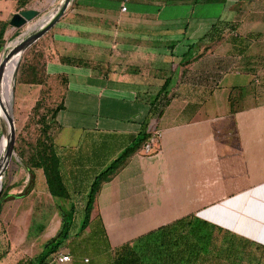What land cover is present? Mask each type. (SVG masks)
Masks as SVG:
<instances>
[{"label": "crops", "instance_id": "crops-1", "mask_svg": "<svg viewBox=\"0 0 264 264\" xmlns=\"http://www.w3.org/2000/svg\"><path fill=\"white\" fill-rule=\"evenodd\" d=\"M76 1L48 65L66 79L55 147L70 199L51 197L76 215L48 264H112L115 249L188 217L264 246V0ZM212 5L218 17L204 12ZM219 22L239 38L199 42ZM154 119L158 150L134 154L102 185L81 233L94 180ZM98 232L107 260L68 248Z\"/></svg>", "mask_w": 264, "mask_h": 264}, {"label": "rangeland", "instance_id": "rangeland-1", "mask_svg": "<svg viewBox=\"0 0 264 264\" xmlns=\"http://www.w3.org/2000/svg\"><path fill=\"white\" fill-rule=\"evenodd\" d=\"M6 1L10 2H0V6L4 7L0 9V13L1 17L9 22L14 15L25 10H36L39 12V16L19 30L12 26L8 28L5 35L6 51L0 54V63L5 61L6 55L21 39L33 31L39 30L43 23L58 11L64 0H28V5L24 9L17 8L18 0ZM76 3V0L72 1L60 22L72 12ZM204 12L210 17H218L223 9L220 5H212ZM183 14V11L177 13L181 16ZM218 24L221 28H231V26H224V22ZM56 26L28 49L26 53L29 63L20 67L15 78L13 94L10 91L7 95V99L12 97L11 109L16 126V143L15 155L4 178L0 181V203L2 206L0 212V264H18L38 257L44 250V245L57 235L54 227L50 224L56 219L58 221L59 209L48 191L43 171L34 170L35 181L32 183L26 170L30 165L31 157L38 151L40 143L45 139L47 125L50 126L49 135L51 138L54 139L57 131L53 112L62 103L65 80L59 78L61 75H52L48 72L49 62L60 54L58 48L60 34L59 28ZM230 32L233 31H224L223 42L233 41L231 39L236 34H229ZM15 36L17 37L15 38ZM15 62V60L6 61L0 88V134L2 137L6 132V110L1 98L6 94V90L9 91ZM44 68H46L45 73H43ZM33 69L42 73L41 79L44 81V85L29 84L34 75H32ZM9 72L11 73L7 80ZM46 73L47 75H45ZM2 137H0V148ZM3 165L4 163L1 164V166ZM82 223L83 220L79 216L76 225L79 227ZM199 227H201L199 234L205 237V243H207L205 249L210 255L216 256L218 252L226 254L227 251L233 249L235 256L227 264H264L263 249H257L241 240H231L232 238L226 236L225 233L198 223H195L193 227L189 226L186 230L192 229L193 231ZM90 238H92L91 242L83 243L76 240L68 248H71L80 257L86 256L93 261L101 260V256L107 249L106 243L99 232ZM102 260H107V258L103 257Z\"/></svg>", "mask_w": 264, "mask_h": 264}, {"label": "trees", "instance_id": "trees-1", "mask_svg": "<svg viewBox=\"0 0 264 264\" xmlns=\"http://www.w3.org/2000/svg\"><path fill=\"white\" fill-rule=\"evenodd\" d=\"M207 1L213 2L215 0ZM27 5L28 0H18L16 3L18 9H24ZM10 26L11 25L8 20H0V54L6 51L5 35ZM225 26L230 25L225 24ZM225 30V28H221L219 24H216L214 25L212 31L199 42H204L208 39L214 43L220 42L224 39ZM229 30L234 31L235 29L234 27H231ZM16 37L17 36H15V38ZM238 38V36H234L232 39L235 42ZM196 45H192L190 49L193 50ZM184 58H191L189 52L184 55ZM27 63H29V59L28 54L26 53V55H23L22 57L20 67L26 65ZM45 69L46 68H44L43 73L46 72ZM41 74L42 73H39V70L34 71L33 69V78L29 84L44 85V81L41 79L43 75ZM45 75H47V73ZM59 78L66 80L63 76ZM64 82L66 84V81ZM168 87L169 81H167L163 87L164 92L167 91ZM63 109L64 106L63 103H61L54 110L53 118L55 121L57 120L59 112ZM56 126L58 130L57 121ZM49 129L50 126L47 125L45 130V139L40 143L38 151L31 157L30 165L27 166L26 170L30 175V181L32 183L35 181L34 170H42L51 196L58 200H68L70 199V194L61 174L60 159L57 155L55 147V136L57 131L53 139L49 135ZM0 137H2V134H0ZM150 137V134L140 135L132 146L128 147L115 161L111 163L106 170L96 177L88 194L85 217L80 230L81 233L87 229L91 222V214L94 209V203L102 185L110 181L116 173L125 166L127 161L134 154L141 151L145 144L149 141ZM1 210L2 206L0 203V212ZM59 211L62 217V225L57 235L44 245V250L38 257L29 261L20 262L18 264H48L51 258L59 253L64 243L70 238L76 210L73 206L70 210H64L59 207ZM195 223L221 231L225 233L226 236H230V238H232L231 240H241L242 242H245V244L264 250V246L262 245L239 237L231 232L225 231L195 217H188L176 221L166 227L152 231L133 242L126 243L115 249L112 264H227L232 261L235 256L233 249L227 251L226 254H224V252H218L216 256H212L206 251L205 247H207V243H205V237L199 234L201 232V227L193 229V231L192 229H190V231L186 230L189 226L193 227ZM197 227L198 225L196 228Z\"/></svg>", "mask_w": 264, "mask_h": 264}, {"label": "water", "instance_id": "water-1", "mask_svg": "<svg viewBox=\"0 0 264 264\" xmlns=\"http://www.w3.org/2000/svg\"><path fill=\"white\" fill-rule=\"evenodd\" d=\"M72 1L73 0H64L61 7L58 9V11L54 14L52 19L47 24L42 26L39 30H35L32 33H30L28 36L21 39L18 42V44L8 53V55H6L5 61L0 63V88L2 84L3 71H4V66H5L6 61H9L16 56L19 57L18 65H17L15 75H14V80H15L23 55L28 51L29 48H31L35 43H37L47 32H49L52 28H54L60 22V20L64 17L68 8L72 4ZM38 16H39V12L36 10H31V9L25 10V11H22L20 14L14 15L10 21V25L13 28L19 30L25 27L26 25H28ZM6 112L8 114L10 136H9V144H8L7 153L5 156V162H4V165L0 167V181H2V179L4 178L8 170V167L12 161V158L15 155L16 126H15V121H14V117L12 114L11 103H10L9 109L6 110Z\"/></svg>", "mask_w": 264, "mask_h": 264}, {"label": "bare ground", "instance_id": "bare-ground-1", "mask_svg": "<svg viewBox=\"0 0 264 264\" xmlns=\"http://www.w3.org/2000/svg\"><path fill=\"white\" fill-rule=\"evenodd\" d=\"M52 17L51 18H48L45 21V23H43L42 26H44L45 24H47L52 19ZM14 60L16 62L14 64V68H13V71H12V74H11L9 91L7 92V90H6V94H4V97L1 98V101L4 102V108H5V110H8L9 109L10 103L12 101V97H11V99H7V95L10 93V91H12V94H13L14 84H15L14 75H15V71H16V68H17V65H18L19 57L16 56V57L12 58L9 61L12 62ZM11 68L9 69V71L11 70ZM10 73L11 72H9L7 74V76H8L7 77V80L10 77ZM5 118H6V120H5L6 134L2 138V144H1V148H0V167H1V164L5 162V156H6V153H7L8 144H9V136H10V127H9V121H8V114H7V112L5 114Z\"/></svg>", "mask_w": 264, "mask_h": 264}, {"label": "built area", "instance_id": "built-area-1", "mask_svg": "<svg viewBox=\"0 0 264 264\" xmlns=\"http://www.w3.org/2000/svg\"><path fill=\"white\" fill-rule=\"evenodd\" d=\"M122 11H127L126 6L122 8ZM150 139L143 147L142 151L145 155H151L156 150H158L160 140L162 139L163 133L162 131L157 127V120L154 119L150 125ZM56 260H58L60 263H65L68 261H71V257L68 255L60 256Z\"/></svg>", "mask_w": 264, "mask_h": 264}]
</instances>
